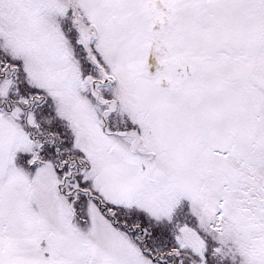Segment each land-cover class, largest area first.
Returning a JSON list of instances; mask_svg holds the SVG:
<instances>
[{
	"label": "snow or ice",
	"instance_id": "6c2138e0",
	"mask_svg": "<svg viewBox=\"0 0 264 264\" xmlns=\"http://www.w3.org/2000/svg\"><path fill=\"white\" fill-rule=\"evenodd\" d=\"M0 264H264V0H0Z\"/></svg>",
	"mask_w": 264,
	"mask_h": 264
}]
</instances>
